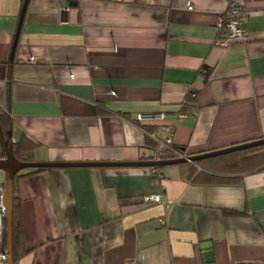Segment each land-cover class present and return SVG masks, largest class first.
<instances>
[{
	"label": "crops",
	"instance_id": "0c3cea01",
	"mask_svg": "<svg viewBox=\"0 0 264 264\" xmlns=\"http://www.w3.org/2000/svg\"><path fill=\"white\" fill-rule=\"evenodd\" d=\"M24 1L0 0V114L37 163L141 162L138 115H166L187 157L264 138V0H239L246 37L228 48L216 23L231 0H30L12 60ZM161 172H21L18 264H264V171L236 185ZM156 194L170 211L144 204Z\"/></svg>",
	"mask_w": 264,
	"mask_h": 264
},
{
	"label": "trees",
	"instance_id": "16d2710c",
	"mask_svg": "<svg viewBox=\"0 0 264 264\" xmlns=\"http://www.w3.org/2000/svg\"><path fill=\"white\" fill-rule=\"evenodd\" d=\"M80 0H68L71 8L78 9ZM12 65V64H11ZM208 75V72H207ZM7 98H10V91L7 90ZM184 103L181 105L180 113L183 114ZM148 130H155L158 127L146 126ZM13 121L9 113L0 114V138H1V152L0 159L5 158L4 142L8 139V134L12 133ZM264 139V138H263ZM176 146V145H175ZM38 144L23 137L19 142L13 143V154L15 158L23 163L35 164L34 152L37 149ZM157 147L154 141L147 139V148L151 150V156L143 157L141 162H162V161H174L181 160L176 157L166 154L154 155L155 148ZM177 147V146H176ZM182 153L185 154L184 149L177 147ZM186 155V154H185ZM188 158V157H187ZM159 160V161H157ZM214 163L211 164V168L206 167L205 160L197 162L196 164H183L177 165L181 167H187L189 169L190 178H195V182L201 184H219V185H236L241 184L242 179L246 174L256 173L264 171V146L252 148L249 150L236 152L226 156L211 159ZM166 167H153L151 170H156L159 178L162 175V170ZM198 168L206 169L198 173ZM53 169H30L23 172H27L24 176H30L37 173L47 172ZM208 170V171H207ZM21 173V172H20ZM17 174L14 180V208H13V257L14 264H18L21 257L26 254V250L23 247V229L21 219V201L18 195V181L23 175ZM198 173V174H197ZM225 215L234 216L238 213L225 211ZM7 223L5 221L4 232V249H8L7 242Z\"/></svg>",
	"mask_w": 264,
	"mask_h": 264
},
{
	"label": "built area",
	"instance_id": "2783aa9c",
	"mask_svg": "<svg viewBox=\"0 0 264 264\" xmlns=\"http://www.w3.org/2000/svg\"><path fill=\"white\" fill-rule=\"evenodd\" d=\"M187 9L189 11H194V5L189 2L187 3ZM243 17L242 5L239 0H231L228 9L223 13L216 26L219 31V39L217 45L222 48H228L236 43L245 40L246 33L241 27V19ZM34 61V58L31 59ZM191 98L195 100L197 98V92H191ZM181 110V109H180ZM176 119L186 118L185 115L181 114L180 111L175 115ZM134 123V122H133ZM143 123H158L157 125H152L158 127L157 129L151 131L143 125ZM135 125L145 134L148 140L154 141L157 145L155 148L154 155L158 156L161 154H166L168 156L172 155L177 159H186L187 156L182 153L174 143L175 137V125L174 123H166V115H138L135 120ZM170 154V155H169ZM159 161V160H157ZM153 175H157L156 170H151ZM159 179L162 180L163 176L159 175ZM5 185L0 183V264H7L9 260L8 250L3 248L4 245V232H5ZM144 204H160L163 205L166 211H170L172 204L170 202H165L163 200L162 194H156L152 196L143 197ZM246 264H256V263H246Z\"/></svg>",
	"mask_w": 264,
	"mask_h": 264
},
{
	"label": "water",
	"instance_id": "95a60500",
	"mask_svg": "<svg viewBox=\"0 0 264 264\" xmlns=\"http://www.w3.org/2000/svg\"><path fill=\"white\" fill-rule=\"evenodd\" d=\"M30 0H25L20 15L18 29L16 31L13 43L11 59L14 57L18 45L19 36L24 22L26 10ZM13 60V59H12ZM264 146V139L251 142L245 145L235 146L228 149L207 153L199 156L188 157L186 159L162 162H133V163H23L18 161L13 154V138L12 133L8 134V139L4 142L5 158L0 159V171L5 174V221L7 223V242L9 260L7 264H14L13 257V208H14V180L17 174L30 169H68V168H153V167H170L183 165L187 163L196 164L197 162L218 158L249 150L252 148Z\"/></svg>",
	"mask_w": 264,
	"mask_h": 264
},
{
	"label": "rangeland",
	"instance_id": "374dc122",
	"mask_svg": "<svg viewBox=\"0 0 264 264\" xmlns=\"http://www.w3.org/2000/svg\"><path fill=\"white\" fill-rule=\"evenodd\" d=\"M2 176V175H1ZM4 179H5V177H4ZM4 179H3V181H4Z\"/></svg>",
	"mask_w": 264,
	"mask_h": 264
}]
</instances>
